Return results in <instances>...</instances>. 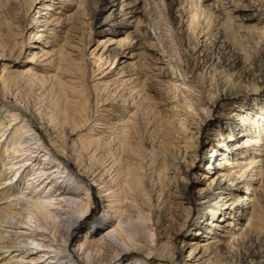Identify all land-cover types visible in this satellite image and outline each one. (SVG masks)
<instances>
[{
	"label": "bare ground",
	"instance_id": "6f19581e",
	"mask_svg": "<svg viewBox=\"0 0 264 264\" xmlns=\"http://www.w3.org/2000/svg\"><path fill=\"white\" fill-rule=\"evenodd\" d=\"M36 1L42 3L41 5L48 4L44 5V9L52 13L47 17L52 18L50 22L41 24L31 21L26 28L38 31L35 40H39L36 44L40 46L33 47L38 49V52L30 53L29 65L23 69L18 71L4 69L0 74V102L4 103V107L0 108V153L3 150L0 154V264H105L115 262L114 258H120L123 254L134 255L131 261L117 264H151L153 259L173 264L171 242L185 228L192 210L185 194L182 190H177L178 182H183V178L179 179L178 176H182L193 166L195 156L191 154H195L198 150L193 139L201 132L209 113V109H205L206 102L202 92L194 89L195 87H190V80L184 66L171 60L163 63L167 69L171 70L168 76L171 93L169 94V91L168 95H164L165 100H168L164 104L168 107L167 114L159 121L162 127V130L160 128L161 143L165 148L163 154L167 153L166 150L172 152L170 154L172 163L163 165L160 170L158 168L156 174L150 167L152 164H148L147 169L150 171L147 170V172H150L156 180L154 187L149 191L141 178L143 172L141 169H139L141 173L138 171V164L134 161L135 156H139L137 147L131 144L135 124L130 120L129 124H121V115L113 114L116 112L114 106H124L127 109L124 113L131 118L142 112L143 106H135L134 102L129 103L126 98L107 103V109L104 111L119 118L112 123L106 120L94 122L92 130L86 137L87 145L76 137L83 126L89 125L91 121L87 112L81 107L67 114L64 123L60 122L61 125L49 122L50 124L46 127L48 136L51 138H48L49 145H47L24 120L20 107L8 104V98L12 95V79L42 77L34 74L33 67L38 65L34 61L50 55V52H45L41 45L48 49L50 46L48 41L43 42L44 37L50 34L49 31L53 34L57 32L53 27L62 26L59 24V18L53 17L61 14L59 9L63 10L76 5L75 9H79L85 6L90 19L87 25H92L94 30L103 31L106 21L114 14V2L117 0H106L105 4H101V0H34ZM141 3L143 0H122L116 3L119 5L118 14L121 17L130 16L129 23L124 24L127 19L116 23L109 21L106 30L117 33L118 31L111 29L131 28L132 40L136 48L152 49L157 53V49L146 45L142 20L146 14V8L139 6ZM225 3L223 9L226 10V14L236 13L245 7L234 0H226ZM230 7L232 12L227 11ZM231 19L228 17L227 21L232 22ZM57 20L58 22L53 23ZM131 33H128V40ZM72 38L76 39V37ZM79 41L73 42L77 45H72L73 48L69 53L70 61L77 66L80 65L77 59L83 61L86 56L83 54L81 58L78 52L86 49L90 37L85 39V43ZM120 48V43L116 45V48L105 49L104 46L96 58L98 61L104 60L106 64L116 59L121 52ZM104 53H107L105 58ZM7 59L15 61L9 57ZM77 69L81 68L77 67ZM178 73L181 78L178 77ZM154 75L161 76L158 73ZM72 76L71 72L66 71V80L58 81V86L66 85L68 90L66 92L70 94L77 89ZM14 85L16 87L15 83ZM235 95L232 89L225 93L227 99H234ZM217 100H212L210 106H213ZM128 109H134V111L131 112ZM193 114L198 118H195ZM236 116L219 114L220 122L224 124L219 141L225 147L222 152L220 150L224 165L220 162L217 166H208V169L213 170V184H209L204 193L200 194L199 200L203 201V204H208L210 209L207 211L205 207L200 210V218H205L203 221L206 223L204 227L199 225L195 234L201 238H208L201 241H196L198 238H194L190 242L183 243L181 249L189 250L184 264H216L217 257L228 255L225 242L211 238L214 234L227 238L226 241L237 251L238 264H264V242L259 244L254 239L260 217L258 209L260 194L251 187L253 183L260 180L264 170V161L260 158L261 156L260 160H257L255 156L260 154L254 151V148L258 146H261L259 152L264 151V141L260 142L256 139L258 137L256 133L259 131L256 122L250 120L240 122L237 121ZM62 127L67 135L68 143L57 145L53 136ZM253 128L257 129L253 130ZM248 131L253 132L254 136H247ZM186 133L190 137H184ZM179 135L181 141L178 144L176 139ZM217 144L213 141L210 143L211 151L219 147ZM105 145L109 146V157L103 158L101 166H98L97 160L101 155L96 159L94 157L101 153L97 152L100 146ZM49 146L54 147L55 152H52ZM92 146H96L95 150H92ZM159 155L156 158L161 161L163 155ZM22 157L24 158L21 159ZM39 157L43 159L38 161ZM206 161H209V158ZM70 162H75L77 166L84 168L88 176V184L73 177L68 170ZM28 166L29 170H27ZM35 167L37 169H34ZM167 167H169L168 170ZM166 173L171 174L167 181L175 189L169 194L162 184V180L167 176ZM160 174L162 177L165 175L162 180H159ZM26 176H29V179L24 180ZM215 179L216 181L213 182ZM20 182L23 183L21 190L18 188ZM92 187L96 191V198L103 210L101 218L88 227H83L77 235L73 236L81 218L90 209ZM241 191L244 195L239 197L237 194ZM215 195L217 197L212 198ZM244 196L252 198L251 206H248L250 202L243 205L242 202L239 203L240 198L245 200ZM215 199L218 201L211 204V201ZM217 203L220 204L217 205ZM248 207L251 210L250 218L252 219L244 218ZM222 221L223 225L220 223ZM221 228L225 233L223 235L215 231ZM200 230H202L201 233ZM202 233H206V236H201Z\"/></svg>",
	"mask_w": 264,
	"mask_h": 264
},
{
	"label": "rangeland",
	"instance_id": "374dc122",
	"mask_svg": "<svg viewBox=\"0 0 264 264\" xmlns=\"http://www.w3.org/2000/svg\"><path fill=\"white\" fill-rule=\"evenodd\" d=\"M119 1L122 0L114 2V14L106 21L103 31L94 30L92 25H87L90 19L85 6L79 7V9H75L77 5L65 8L68 11L59 9L61 14L53 17H58L59 24L62 26L53 27L57 32L53 34L49 31L50 34L44 37L43 42L48 41L50 46L48 49L41 45L45 52H50V55L40 57L38 61H34L38 64L33 67L34 74L42 77L33 79L30 77H20V79L15 77L12 79V95L8 98V104H15L20 107L24 120L47 145H49L48 138H51L47 133L48 125L54 122L61 125V123H64L67 114L73 112L76 108L81 107L91 118L89 125L83 126V129L76 136L82 143H86V137L88 132L92 130L94 122L106 120L112 123L119 118L104 111L107 109L108 102L126 98L129 103L134 102L135 106H143V109L141 108L142 112L138 113H141V116L136 114L134 118L124 113L126 109L124 106H114L116 112H113V114L121 115V124H129L130 122L135 124H132L134 135L131 144L137 147L138 157L142 160L135 156L134 161L138 164V171L142 170L143 173L140 172L141 178H143L145 188L149 191L154 187L156 180L150 172H147L148 164H152L150 167L153 171L155 170L156 174L158 168L160 170L163 165L166 166L172 163L170 160L172 159L170 155L172 152L169 151V153L166 150L167 153L163 154L165 148L161 143L162 131H160V128L162 130V127L160 121L167 114L166 110L168 108L164 106L168 101L165 100L164 95H168L169 91V94L171 93L168 80L171 70L167 69L163 63L171 60L176 61L182 67L184 66L190 80V87H195L194 89L202 92L206 102L205 109H209L201 132L195 135L193 139V142L198 146L197 152L191 154L195 156L193 166L182 176H178L179 179L183 178V182L177 181V190H182L188 199L189 207L192 209L191 217L185 228L171 242V251L174 255L173 264H184L189 250L181 249L183 243L190 242L194 238H198L196 241L208 238H201L195 234L197 233L196 228L199 225L204 227L206 223V221H203L205 218H200V210L205 207L207 211L210 209L208 204H203V201L199 200L200 194L204 193L214 177L213 170L208 169V166H217L220 162L224 165L220 153L225 150V147L224 144L219 143L224 124L220 122L219 114L237 115L236 119L240 122L242 120L256 122L259 129L256 133V136H258L256 139L260 142L264 141V0H234L245 7L236 13L227 14L225 13L226 10L223 9L226 0H222L223 2L221 0H143V3L139 6H145L146 8V14L142 17L146 45L153 47L155 50L157 49V53L153 52L152 49L136 48L134 40H132L133 34L131 32L133 30L131 28L111 29L112 31H118L117 33H110V30H106L109 21L116 23L120 20L124 22L127 19L124 24L129 23L130 16L123 18L118 14L119 5L117 4ZM105 2L106 0L100 1L101 4H105ZM41 4L38 1L34 2V0H0V74L4 69L6 71L23 69L29 65L30 53L32 51L38 52V49H33L34 45L40 46V44H36L39 40H35L38 31L26 28L31 21L41 24L51 21L52 18L47 17L52 13L44 9V5L48 4ZM230 9L232 10V7L227 11L230 12ZM228 17L232 18V22L227 21ZM56 22L58 20L53 23ZM128 33H131L129 40L127 39ZM72 37H76V39ZM87 37H90V42L87 44L86 49H82L78 54L81 58L83 54L88 55V57L85 56L83 61L77 59L80 65H73L70 61V49L79 40L84 41H79L80 43H85ZM118 43L121 44V52L119 51L120 53L115 60L112 59L106 64H104V60H97L96 56L101 53L102 47L105 46V49L116 48ZM128 46H131V48H128ZM133 46L134 48H132ZM94 49H96L95 52ZM121 53L123 54L120 55ZM106 55L107 53H104V58ZM161 55H163V58H161ZM8 57L15 61L8 60ZM77 67L81 69L78 70ZM66 71L73 74L72 80L76 82L77 89L74 92L71 91V94L66 92L68 91L66 85L58 86L59 80H66ZM154 73L161 76H156ZM177 75L181 78L180 73ZM28 79L31 81L29 82ZM133 88L134 90H132ZM229 89H232V92L236 94L234 99L225 97V93ZM14 93L16 94L13 95ZM214 99L218 100L213 106H210ZM5 106L7 105L5 104ZM1 107H4L3 102H0ZM128 111L133 112L134 109H128ZM194 117L198 118L195 115ZM103 124L106 123L103 122ZM256 129L253 128V130ZM58 130L54 134L53 140L57 145H66L68 140L63 127L60 128V132ZM248 134L247 136H254L253 132L248 131ZM184 135V137H190L187 133ZM176 141L178 144L180 143V135ZM212 141L219 144V147L213 151L210 149ZM95 147L92 146V150H95ZM101 147H98L97 152L102 154L100 153L94 157L96 159L101 155L97 160L98 166H101L103 158L109 157L108 153L110 152L109 146ZM50 148L52 152H55L54 147ZM260 148L261 146L254 148V151L260 154L255 158L257 160L261 158L264 161V151L259 152ZM2 152L3 150L0 154ZM157 155H163L162 162L157 160ZM208 158L209 161H206ZM42 159V157H39L37 160ZM29 168L28 166L27 170ZM68 168L73 177L88 184V176H86L83 167L77 166L75 162H70ZM34 169H37V167ZM33 172L35 173V171ZM165 175L167 176L163 179ZM165 175L162 177L160 174L159 180L163 179L162 184H164V189L169 194L175 189L167 181L171 174L166 173ZM27 179H29V176L24 178V180ZM215 181L216 179L213 182ZM251 187L260 194L258 205L260 217L258 227L254 232V239L260 244L264 242V170L260 180L253 183ZM18 188L20 190L23 188L22 182L19 183ZM242 192H238L237 195L239 197L244 195V192ZM91 194L90 209L81 218L82 220L78 225V229L73 232V236L77 235L83 227L86 228L101 218L103 210L98 198H96L94 188ZM216 197L217 195L212 198ZM244 197L245 200L240 198L239 203L242 202L243 205L250 202L248 206H251L252 198L250 196ZM217 201L215 199L211 201V204L212 202L215 204ZM219 204L217 203V205ZM246 213L244 218L252 219L250 218L251 210L249 207ZM220 223L223 225L224 222ZM222 230L223 228L215 231L217 234L223 235L225 233ZM201 231L199 232L201 233ZM201 236H206V233H202ZM211 238L225 242L228 251V255L217 257L216 264H238L237 251L226 241V237H219V235L214 234ZM133 255L123 254L120 258H114L115 262L105 264L125 263L131 261ZM151 264L170 263L153 259Z\"/></svg>",
	"mask_w": 264,
	"mask_h": 264
}]
</instances>
